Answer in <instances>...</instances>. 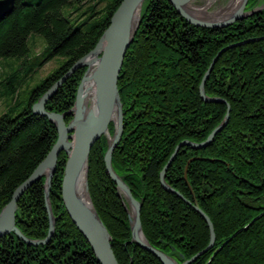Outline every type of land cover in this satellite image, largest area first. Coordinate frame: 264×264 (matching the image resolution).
<instances>
[{
    "label": "trees",
    "instance_id": "obj_1",
    "mask_svg": "<svg viewBox=\"0 0 264 264\" xmlns=\"http://www.w3.org/2000/svg\"><path fill=\"white\" fill-rule=\"evenodd\" d=\"M120 2L106 0L94 12L95 0H14L12 13L0 21V59L26 58L32 34L44 38L49 57L64 59L31 90L17 115L8 109L0 116V211L57 140L54 125L31 107L95 48ZM259 2L249 0L246 10ZM83 5L88 10L72 22L74 13H62L65 7L79 10ZM240 43L218 58L204 86L208 97L229 105L226 127L206 148H181L165 182L191 203L194 197L213 225V247L192 264H264V9L227 27L207 29L187 23L166 0H146L119 75L123 135L112 168L141 203L145 239L179 264L208 247L209 229L191 206L161 187L159 174L180 142H204L223 121L226 105L204 103L199 85L217 53ZM84 73V68L73 73L47 101L46 110L69 112ZM106 150L103 136L89 153L87 185L117 263L161 264L130 242L123 199L104 167ZM191 158L198 159L187 165ZM65 162L62 153L49 192L56 218L50 242L28 246L10 233L0 238V264H99L64 207ZM43 184L44 178L34 183L17 203L15 224L28 239H44L48 233Z\"/></svg>",
    "mask_w": 264,
    "mask_h": 264
},
{
    "label": "water",
    "instance_id": "obj_2",
    "mask_svg": "<svg viewBox=\"0 0 264 264\" xmlns=\"http://www.w3.org/2000/svg\"><path fill=\"white\" fill-rule=\"evenodd\" d=\"M145 1L146 0H121L119 6L111 16L109 26L103 32L95 48L75 62L72 67L31 107L33 114L47 118L48 121L54 125L57 131V140L47 153L45 159L36 167L32 174L14 190L10 201L0 211V238L13 233L24 244L34 247L44 246L50 242L55 231L56 218L52 213L49 192L53 176L56 172L58 158L64 153L67 157L62 181V198L64 207L73 224L87 241L97 262L99 264H118L112 250L111 237L91 203L87 185V163L89 153L93 145L101 137H107L106 134H108L109 137H111V140H107V150L103 157L104 167L108 177L115 184L118 194L123 199L131 231L130 242L135 243L138 247L153 255L161 264H179L169 255L152 247L145 239L140 222L141 203L135 200L129 187L112 168V154L120 144L123 135L122 104L117 89V83L125 54L131 45L139 26L138 21L136 28L130 34L129 27L131 20L135 11L139 7L142 8ZM166 1L169 2V4L177 11L178 15L187 23L207 29L227 27L239 20L253 16L264 9V5H262L247 11L246 6L249 0H241L240 6L236 12L228 17V19L210 22L200 20L187 11V5L191 0ZM13 8L14 0H0V21L9 16L12 13ZM241 44L242 43L230 45L221 49L212 59L199 85V96L204 103L226 105L227 111L223 121L210 133L204 142L194 143L188 140L180 142L175 147L172 155L159 174L161 187L166 192L174 194L187 205L191 206L205 221L209 229L210 242L208 247L191 259L184 260L180 264H192L195 262L201 255L213 247L215 236L210 219L199 208L195 198L193 197V203H191L179 192L167 185L165 182V173L181 148L190 147L192 150L206 148L213 142L216 135L226 127L229 120V105L221 98L208 97L205 94L204 86L218 58L227 50ZM90 58L93 59V64L95 63V69L92 71L90 79L93 81L96 103L95 110L87 112L85 105V98L87 95L85 84L89 81L87 74L90 67L93 65L91 64L92 61L91 63L88 62ZM83 68H86V71L78 85L73 108L64 114L47 111L45 108L47 101L57 89L73 73ZM114 111L117 113V120L113 124V135L110 136L109 125L112 123V115ZM70 115H72L73 119L70 123L66 124L64 119ZM197 159L198 158L189 159L187 165ZM187 165L184 170V180L186 184ZM83 171L87 200L83 199L77 190V183ZM42 178H44V201L48 216L49 229L47 236L44 239L33 240L26 238L16 227L15 213L17 210V203L23 194L34 183L40 181ZM190 192L192 193L191 189ZM130 210L132 211V215L130 214Z\"/></svg>",
    "mask_w": 264,
    "mask_h": 264
},
{
    "label": "rangeland",
    "instance_id": "obj_3",
    "mask_svg": "<svg viewBox=\"0 0 264 264\" xmlns=\"http://www.w3.org/2000/svg\"><path fill=\"white\" fill-rule=\"evenodd\" d=\"M105 1L95 0L97 4L91 8H93L94 12H99L104 7ZM203 2L197 1L196 5L201 6ZM229 3L230 0H216L210 4L208 12L213 13L222 7L225 8ZM262 5H264V0H260L256 7ZM87 7L88 5H83L79 10L65 7L62 13L65 17H69L71 13H74L71 18L72 22L76 16L84 11L86 12L88 10ZM27 45L28 53L26 58L18 59L11 57L0 59V116L8 109H10L9 111L12 116L17 115L27 104L31 90L64 63V59L61 57H49L47 44L40 35H30ZM84 69L86 71V68ZM112 135L113 133L110 134V136Z\"/></svg>",
    "mask_w": 264,
    "mask_h": 264
},
{
    "label": "bare ground",
    "instance_id": "obj_4",
    "mask_svg": "<svg viewBox=\"0 0 264 264\" xmlns=\"http://www.w3.org/2000/svg\"><path fill=\"white\" fill-rule=\"evenodd\" d=\"M197 1H204L203 5L197 6ZM216 0H191L188 3L187 11L197 17L200 20L205 21H220L223 19H228V17L232 16L238 7L240 6L241 0H230V3L224 8H220V10H215L213 13L208 12V7L212 2H215ZM140 13L141 8L139 7L131 20V24L129 27V33L131 34L134 29L136 28L138 21L140 22ZM94 58V57H93ZM92 61V63H91ZM91 64H93V59L90 58L89 61ZM95 69V63L90 67V70L87 74V77L89 78V81L86 82L85 88H86V98H85V105H86V111H94L95 110V103H96V94L93 87V81L90 79L92 76V71ZM117 120V113L114 111L112 115V125ZM106 139L111 140V137H109L108 134H106ZM77 190L80 193L81 197L85 200H87L86 190H85V184H84V171L81 173L78 183H77ZM130 214L132 215V211L130 210Z\"/></svg>",
    "mask_w": 264,
    "mask_h": 264
}]
</instances>
